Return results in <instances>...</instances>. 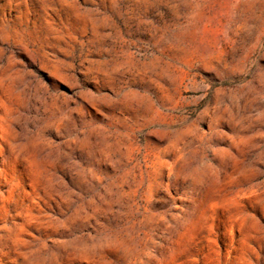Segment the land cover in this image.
<instances>
[{"label": "rangeland", "instance_id": "obj_1", "mask_svg": "<svg viewBox=\"0 0 264 264\" xmlns=\"http://www.w3.org/2000/svg\"><path fill=\"white\" fill-rule=\"evenodd\" d=\"M0 264H264V0H0Z\"/></svg>", "mask_w": 264, "mask_h": 264}]
</instances>
